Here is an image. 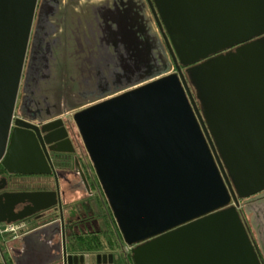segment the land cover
<instances>
[{"label":"water","instance_id":"95a60500","mask_svg":"<svg viewBox=\"0 0 264 264\" xmlns=\"http://www.w3.org/2000/svg\"><path fill=\"white\" fill-rule=\"evenodd\" d=\"M36 1L0 0V161ZM148 2L158 22L187 37L190 53L205 56L239 43L243 59L233 63L225 80L232 118L219 135L197 122L174 73L74 112L120 232L128 244L149 238L133 247L136 264H260L236 205L238 196L264 188V47L258 41L264 37V0ZM177 55L183 64L197 59L185 61L179 50ZM181 80L188 90L182 73ZM15 123L33 129L44 148L67 142L56 149L73 151L61 119L40 126L20 118ZM19 158L28 159L25 146ZM5 186L2 176L0 221L8 222L15 219L14 204L36 194L1 191Z\"/></svg>","mask_w":264,"mask_h":264},{"label":"flooded vegetation","instance_id":"af4514ba","mask_svg":"<svg viewBox=\"0 0 264 264\" xmlns=\"http://www.w3.org/2000/svg\"><path fill=\"white\" fill-rule=\"evenodd\" d=\"M159 22L148 0L36 1L6 152L0 161L7 169L0 174L6 178L1 191L36 195L14 204L10 215L15 219L8 221L13 223L12 229L0 232V264H136L133 247L149 239L126 245L78 133L74 112L174 73L197 122L204 124L210 135L212 129L219 135L223 124L232 118L224 90L231 66L243 59L236 50L239 43L196 55L197 51H188L182 32L167 28L162 19ZM258 41L264 47V37ZM177 50L185 61L191 56L197 59L183 64ZM60 74L73 83L70 106L64 79L62 87L52 85ZM81 79L83 88L78 91ZM15 118L37 126L61 119L73 151L56 149L67 147V142H50L45 143V152L40 136L17 125ZM63 132L57 129L58 134ZM211 139L215 143L213 135ZM22 146L28 159L19 158ZM24 178L32 179L31 183H23ZM231 183L237 195L238 189ZM242 185L245 180L239 181L240 190ZM262 191L264 188L237 195L236 205L260 264H264V236L256 237L257 229L247 219L241 200Z\"/></svg>","mask_w":264,"mask_h":264},{"label":"rangeland","instance_id":"374dc122","mask_svg":"<svg viewBox=\"0 0 264 264\" xmlns=\"http://www.w3.org/2000/svg\"><path fill=\"white\" fill-rule=\"evenodd\" d=\"M70 70V69H69ZM69 70H65V73L67 75L70 76L69 74ZM58 82L54 81L52 82V85L55 87H62L63 85H61V80L64 79V82L66 84V99L68 100V105L70 106V100H73V97L71 98L70 96V92L73 90V83L71 82V80L69 79V77H66L65 75L62 76L61 74L58 76ZM83 79H81V81L78 82L77 85V90L79 91V89L83 88ZM61 95V94H60ZM81 101L84 100V98L80 97ZM76 103V102H75ZM27 179V180H26ZM29 179V180H28ZM30 178H24L23 183H28L30 182ZM31 183V182H30ZM28 183V185L30 184ZM245 203H248V205L245 206ZM241 207L247 217V219L250 221V224L254 225V230L257 231L258 236H264V191L256 193L255 195L249 197V198H245L243 200H241ZM2 223H0L1 226ZM256 226V227H255ZM255 231V233H256ZM264 239V237H263ZM2 246L4 247V243L1 241Z\"/></svg>","mask_w":264,"mask_h":264},{"label":"built area","instance_id":"2783aa9c","mask_svg":"<svg viewBox=\"0 0 264 264\" xmlns=\"http://www.w3.org/2000/svg\"><path fill=\"white\" fill-rule=\"evenodd\" d=\"M12 225H13V223H11V222H8L6 225L1 224V226H0V232H2L3 229H5V230L12 229ZM126 245H127L128 247H130V244H128V243H126Z\"/></svg>","mask_w":264,"mask_h":264},{"label":"trees","instance_id":"16d2710c","mask_svg":"<svg viewBox=\"0 0 264 264\" xmlns=\"http://www.w3.org/2000/svg\"><path fill=\"white\" fill-rule=\"evenodd\" d=\"M4 172H7V169L0 164V174H4ZM92 241H98V240H92ZM89 242H91L90 239H89Z\"/></svg>","mask_w":264,"mask_h":264}]
</instances>
